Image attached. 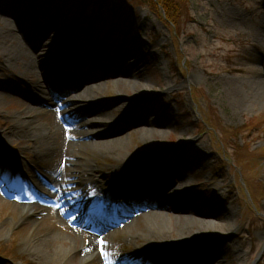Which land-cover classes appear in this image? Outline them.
<instances>
[{
    "label": "rangeland",
    "instance_id": "1",
    "mask_svg": "<svg viewBox=\"0 0 264 264\" xmlns=\"http://www.w3.org/2000/svg\"><path fill=\"white\" fill-rule=\"evenodd\" d=\"M7 1L8 13L1 20L10 25L9 31L14 36L5 39V34L0 30V91L3 92V85L10 89L3 94L0 92L2 137V133L14 128L15 117L22 113L23 104H31L20 97L18 90L17 94L13 92V86L17 89L20 86L18 78L13 75L22 77L19 69H13L16 65L12 67L11 64H26L27 58L21 60V63L10 62L8 53L1 49L5 46L9 51L18 43L25 47L27 42L21 36L23 32L20 24L36 16L54 19L53 13L58 14L61 7L67 6L66 16L55 18L62 27L59 33L51 32L50 36H59L57 39L60 42L58 46H54V57L44 72L48 71L50 74L61 66V71L66 75L65 82L69 85H73L74 81L75 84L80 82L79 78L78 82L73 80L72 62L69 60L63 64L64 58L60 55L66 50V43L70 42L66 39L71 35L74 39L71 45L81 52L86 50L90 56L79 73L91 74L88 68L90 64L105 63L102 56L108 54L104 53L106 49L101 43L110 42L115 49L111 56H106L110 60L109 69H103L102 65L101 74L108 70L107 73H114L118 66L126 64V61L118 57L117 50L133 55L138 78L130 76V80H141L139 86H116V78L104 79L100 82L104 84V88L90 96L95 101L87 110L88 114L95 113L90 118L116 123L117 126L113 129L118 131L117 137L124 143L123 152H120L124 157L121 159L135 160L144 155L149 156L148 159L162 160L165 157L174 165L169 170L173 171L179 165L178 172L192 186L191 192L196 203L202 199L205 191L209 196L212 195V198L203 202L202 210L205 216L213 221L215 219V224L206 226L203 230H199L197 226L186 227L185 233H191L190 236L202 234L211 239L230 231L228 233L231 237L225 239L231 240L228 244L230 247L225 244L228 240L225 243H215L212 240L201 248L205 249V253H210H206V257L201 256L199 260L216 264L215 257L220 255L221 262L217 264H264V99L262 93L256 91V85L264 83V0H172L174 9L163 0L161 5L165 14L169 18L170 13L171 18L180 26L176 27L177 34L162 12L153 9L155 7L151 10L144 6L134 7L131 0H125V5L110 0ZM38 3L40 11L33 12L32 6ZM123 6L125 8L121 9ZM31 24L32 22L24 25L25 33L30 32V28L34 32L48 30L45 22L37 23L35 28ZM74 29L79 31L72 33ZM95 74L97 76L98 72H94L93 76ZM35 77V74H31L23 79L31 84L36 81ZM69 93L59 103L70 101L71 99H66ZM147 95H151L150 99L145 98ZM30 99L31 97L28 98ZM132 100L140 101L138 115L128 110L133 107L129 106ZM106 104L114 106L106 110L105 117L99 111ZM142 109L149 110L154 122L160 124V129H156L154 136L147 137V140L142 138V134L151 128L145 127L147 122L142 120ZM203 122H207L215 132H203ZM80 136V133H76L74 137L77 140H72L79 146L75 157L80 163L91 161L90 165L112 173L119 165L118 160H121L118 153L108 150L110 154L106 155L107 152H102L95 144L80 142ZM14 142L19 144V149L16 148L15 152L11 149L14 147L12 144H9L12 146L9 148L0 140V155L3 156L7 151L10 158L17 155L19 159L18 153L28 161L34 158L31 143L18 138ZM170 148L174 149L172 155L168 153ZM251 153L254 156H250ZM197 158L203 159L201 165L195 164ZM54 162H43V166H47V171H52L59 165ZM86 168H79L80 174L83 175ZM219 168L223 174L214 179L213 172ZM134 170H138V167H134ZM164 172L163 174L168 175V171ZM160 179H163V175ZM160 184L161 180L152 187L154 198L158 197ZM180 185L175 190H179ZM173 190L171 188L167 197L160 198L159 203L169 205L172 195L176 193ZM222 196H226L225 200L227 196H231L228 200L233 201L231 206L229 204L235 216V226L231 230L225 227L226 222L222 218L223 212L228 208L222 204ZM10 202H6L0 194L1 262L73 264L60 260L58 254L54 255L47 247L43 249L49 255L45 253V256H41L35 251L37 243L32 242L37 234L41 239L45 236L68 237L70 228L74 226L70 227L63 221L58 209L49 208L44 215L31 217V214H37L38 211H20L15 208L18 206L15 201ZM187 207L181 212L193 219L196 212L193 211L194 208ZM164 212L170 219L182 214H178L180 211L175 207H168ZM145 221L142 218L138 229L129 232V235L135 238L139 236V239L129 242L124 238L121 240L123 247H140L141 250H146L151 245H160L162 237H154L155 234L140 241L146 233ZM80 234V243L88 241L87 232ZM163 237L167 243L176 239L175 233L168 231ZM191 251L196 252L195 248H191ZM234 255L239 260H233Z\"/></svg>",
    "mask_w": 264,
    "mask_h": 264
},
{
    "label": "bare ground",
    "instance_id": "2",
    "mask_svg": "<svg viewBox=\"0 0 264 264\" xmlns=\"http://www.w3.org/2000/svg\"><path fill=\"white\" fill-rule=\"evenodd\" d=\"M7 2L9 1L0 0V30H2V34H5V39L14 36L13 33L9 31L10 25L5 24V22L1 20L4 18V16L6 17V13H8L6 10ZM38 6L39 3L32 6L33 12H37V10L40 11ZM67 9V6L63 8L61 7L58 14H55L54 12L53 15H55V18L57 19L60 18V15L61 18L65 17L67 14ZM57 19H55V21H51L48 24L47 29H49L47 31L45 30L44 32L31 33L29 36H25L27 47H23L20 43H18L17 46L9 51L5 46H3L1 49L8 53L7 56L10 62L16 61L17 63H21V60L27 58L26 64H11L12 67L13 65H16V67L13 69H19L18 71L20 77H22V80H24L23 77H28L31 74H35L36 76V81L31 84V105L23 104L22 113L15 117L14 128H11L9 133L8 131L5 132V135L3 134L1 141L8 144V142H11L12 138H18L26 141V143H31L32 151L34 154H36V159L30 163H26L19 158L16 160V164L12 165L10 159L6 160L3 156H0V164L6 163L7 166H16V173L11 188L12 193L18 195L19 191L22 189V186L25 185L26 188L30 187L32 194L34 195L35 191L38 193H43L46 191L47 187H50L47 176L39 175L41 171L38 172L43 162L54 160L61 165L66 160L65 162H67L73 176L67 178L66 172H63V175H57L56 171L52 173L51 176L57 181H60L61 184L58 188H52L50 194H53L54 196L58 195L61 198L59 202L63 203L64 208L67 209L66 215L69 217L71 222L77 223L79 221L80 228L87 227L88 225L87 221L84 220L79 213L81 206L77 203L75 205L72 204L73 200L70 199L72 189L70 188L77 181L76 179L79 178L77 176L79 166L81 168L83 166L89 168V170L86 172V177L81 178V183H83V187L86 188L88 192L87 206L93 205L97 211V217L99 216V218H97V222L101 221L105 222V224L104 226L97 229L96 236H89L88 241H85L84 243H80L82 235L80 234V229L75 227L73 229L70 228L71 232H68L69 234L67 238L45 236L41 239L39 234H33L34 238L32 242L37 243L38 245L36 248L37 250L35 251H37L41 256H45V253L47 255L49 254L43 248H50V252L56 256L58 254L60 260L69 261L73 264H174L180 260L179 252L181 253V251L179 248L184 247L185 243H197L198 241L205 243V241L202 239L204 235L198 234L190 236L191 233H185V228L197 226L199 230H203L206 226H212L215 224V219L213 221L211 218H208L207 215L205 216V213L202 210L203 202L206 199L212 198V195L209 196L208 192L205 191L206 193L202 196V199L196 203L193 201V199H191L193 193L191 192L190 184H188L183 179V177L176 172L174 177H172L170 181L164 182L162 187V193L164 192L166 197V194L169 192L171 187L175 188L179 183L181 184L179 190H173V192L176 191V193L172 195L170 204L166 206L167 208L165 209V207L159 203L158 198H154L152 193L145 189L143 190L141 187L143 184L153 186L154 183H156V181H158L160 178L161 172L166 167H169L168 162L165 160H159L155 165V163L150 162L154 158L148 159L147 157H141L140 159L134 161L121 159L124 157L123 153L120 154V152H123L122 145H124V143L121 138L117 137L118 131L113 129V127L117 126L116 123L114 124L111 121L107 122L106 120L100 119L97 120L94 117V119L90 118L93 113H91L89 117L90 119H86L84 121L86 118V110H88V108H90L95 103V101L90 99V96L93 93H96V91L98 92V90L104 88V84L99 83L100 81L109 78H116L118 82H116V86H120L122 84H129L132 87L137 85L139 86L141 80H130V76L138 78V71L133 64L135 57L128 54V52L123 51L119 55L127 59L126 64L118 66V70L114 71V73H107L109 72L108 70L107 72L104 71V73L101 74L102 71H99L98 75L95 76L94 79L101 80H94L93 83L96 85L91 89L84 91L81 90L82 86L69 87L67 85L69 88L68 91L75 90L82 93L80 95L77 94V96H75L77 98H73V100L71 98L72 96L68 95L67 99L71 100L65 104L62 103L60 105L58 103L61 101L63 95L66 94L61 92L57 87L59 82L65 79V74L56 70H54V72L51 74L44 72L45 67L54 57V53L52 51L56 45L55 39L53 36H50V33L53 29L59 33L62 27V24L58 23ZM27 22L28 21H24V25ZM107 45L108 46L106 47H111L110 42H107ZM70 51L71 49H66V58L74 59L73 54ZM76 56L78 58H82L84 62H86L89 58V54L87 52H80L79 50L76 51ZM102 60L105 61L103 69H109V58L102 56ZM35 69H37V72ZM13 76L17 77L15 75ZM125 77L126 79H123ZM56 79L57 82L55 83V86L57 88L53 89L52 84H54ZM88 82L90 83L92 81L90 79L82 81L84 85H87ZM256 87V91L262 93V98L264 99V83H259L256 85ZM6 91L7 88L3 87V92ZM149 97H151V95H147L145 98L150 99ZM139 102L140 101L132 100L129 106L133 107L132 109L130 108L128 110L131 113L133 112L134 114L138 115L139 113L137 112L139 111L137 110V107ZM113 106L114 104H106L105 106L101 107L99 112L105 114L106 117V110L112 108ZM142 110V112H144V119L142 120L147 122L145 127L151 128V130L144 129L147 132H143L142 134V138L147 140V137L154 136V131L160 129V124L154 122L153 114L149 110ZM128 118H130V116H128ZM76 133L83 135L84 139L89 141L90 144H95V147H98L99 150L102 149V152L106 151V155L110 154V151L108 150H114L115 153H118L121 160H118L119 165L112 170V173H108L106 169L101 170L98 168V170H96V168L90 166L91 161L88 163H80V160L75 158V151L77 148H79V146L71 141V139L74 138L73 136ZM250 156H254V154L251 153ZM201 161H203V159L197 158L194 162L195 164L199 163L201 165ZM141 163L146 165V167H141L143 170H141V172L138 174L134 173V166H139ZM142 172L151 173L147 174V177H144L141 174ZM222 174L223 173L221 171L220 175ZM249 177L250 175H248V178ZM31 186H34V189L31 188ZM107 188H111L113 191L108 197ZM225 197L226 196H222L220 198L222 200V204H225L228 207L226 210L224 209L225 211L222 214V218L226 222L225 227L228 230H231L233 229L232 227L235 226V222L233 221L235 219L234 212L230 208L233 201L228 200V198L231 199V196H227L226 200ZM133 198H136V202L133 201ZM30 200H32L30 202V206H25L28 209L21 205H18L15 208L20 209V211L23 209L28 212H32L33 210L38 211L41 207L36 205L32 198H30ZM137 204H140V207H136ZM187 206L194 208L196 212V215L193 219L186 217L183 215L184 213L181 212ZM12 207L14 206L12 205ZM168 207H175L178 212L180 211L178 214H182L170 219L169 215L164 212L165 210H168ZM139 208L142 210H151L144 211L143 213H136L138 212ZM64 212L62 211V213ZM102 212L105 214V217L101 216ZM142 218H145L146 220V233H144L145 236L141 238L140 241L143 242L144 238L155 234L154 237H162L159 247L155 249V247L151 245V250H148L146 253L143 252L144 254H141L140 256L138 255L140 252H137L134 253L128 260H118L114 263V260L108 256L112 251L114 236L116 234L122 233V231H115V229L112 227H120L122 224L127 227L129 225V220L136 219V221L133 222V225L127 228L125 227L123 231L127 233L131 230H137L139 224H141ZM111 228L112 230L108 231V229L110 230ZM106 231H108L109 235L103 233ZM166 231L175 233L176 240L174 242L167 243V241L163 239V234ZM228 232L221 234L220 237L225 239L230 238L231 236ZM134 239H139V236H136L135 238L134 236L130 235L128 237L130 242H132ZM227 240H225L227 242L224 243L227 247H230L228 244L231 240ZM201 251L204 252V250H200V252ZM206 253L208 252L206 251ZM206 256L207 255H205V257ZM234 257L235 258H233V260L236 258L239 260L236 255H234ZM212 258L214 259V257ZM221 258L222 257L218 255L217 258L215 257V262H221L219 261ZM181 261L184 262L185 260L181 258ZM205 262L206 261H203V263ZM189 263L191 264V262ZM203 263L194 261V264ZM0 264L4 263L0 262Z\"/></svg>",
    "mask_w": 264,
    "mask_h": 264
},
{
    "label": "trees",
    "instance_id": "3",
    "mask_svg": "<svg viewBox=\"0 0 264 264\" xmlns=\"http://www.w3.org/2000/svg\"><path fill=\"white\" fill-rule=\"evenodd\" d=\"M111 1H114V0H111ZM120 1H124V0H120ZM132 1H133V3H136L138 5H149L151 8L155 7L153 9H155L156 11L162 12L165 15V18L171 22L170 24L175 28V32L177 33V29L180 27L179 24H177L174 21V18L173 19L171 18L170 13H168L170 19L167 17V15L165 14L166 12L164 11L163 5H161V3L164 2L165 0L164 1L163 0H154V1L153 0H132ZM166 1L169 3L170 8H172V9L175 8L174 4H172L173 3L172 0H166ZM176 1L179 2L180 0H176ZM159 3H160V5H159ZM172 17H174L173 14H172ZM177 26H178V28L176 29Z\"/></svg>",
    "mask_w": 264,
    "mask_h": 264
}]
</instances>
